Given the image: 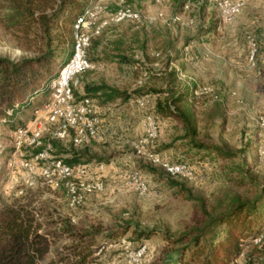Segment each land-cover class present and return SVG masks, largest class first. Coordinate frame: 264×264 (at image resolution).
Wrapping results in <instances>:
<instances>
[{"label": "rangeland", "instance_id": "1", "mask_svg": "<svg viewBox=\"0 0 264 264\" xmlns=\"http://www.w3.org/2000/svg\"><path fill=\"white\" fill-rule=\"evenodd\" d=\"M219 1L87 0L81 33L88 37L85 52L90 66L70 82L76 100L85 94L87 84L135 93L126 101L118 98L106 104L88 97L96 133L80 144L73 141L74 128L67 127L61 136L63 122L46 120L43 107L49 89L46 95L29 98L30 106L18 111L0 103V228L9 210L21 206L33 212L39 232L48 235L46 256L55 248L68 252L75 243L62 231L67 224L75 231L99 233L85 264H176L179 248L205 222L203 207L219 212L235 195L250 201L260 198L264 0H230L241 4L230 20L223 18ZM8 6L9 0H0V58L18 62L41 57L46 40L36 37L35 29L27 35L11 25ZM122 12L135 16L117 19ZM74 25L60 23L51 31L62 40L59 46L52 43L56 62H66L71 55L74 35L80 33ZM105 53L124 58L106 61ZM60 68H39L31 86L48 88ZM30 91L22 96L26 99ZM182 94L183 102L173 101ZM159 104L172 109L182 104L192 114L195 140L236 155L221 159L196 148L183 121L160 112ZM37 124L42 126L39 146L18 144L16 128L25 127L31 139ZM39 147L42 151L37 152ZM73 153L92 158L82 162L87 173L80 181L102 183L101 190L92 192L79 186L81 198L75 204L68 190L75 178L63 177L52 165ZM166 162L186 164L190 174H170L162 165ZM54 232L58 236L52 237ZM184 234L187 240L178 241ZM3 242L0 230V252ZM251 246H264V228L233 264H245Z\"/></svg>", "mask_w": 264, "mask_h": 264}, {"label": "trees", "instance_id": "2", "mask_svg": "<svg viewBox=\"0 0 264 264\" xmlns=\"http://www.w3.org/2000/svg\"><path fill=\"white\" fill-rule=\"evenodd\" d=\"M88 5L87 0H9V14L11 25H17L27 35L31 29L38 33L36 37L46 40V50L39 58H31L15 62L8 58H0V103H6V107L18 111L19 107L30 106L29 98L48 94L45 86H31L33 73L45 66H57L60 68L65 60L56 62V52L52 43L59 46L62 43L60 36L51 35L53 29H59L60 23L73 25ZM25 34V35H26ZM104 60L112 61L117 56L105 53ZM55 75V74H54ZM52 75V76H54ZM49 77L48 79L52 78ZM31 87V88H30ZM31 90L24 98L23 92ZM83 97H96L101 104L112 102L118 98L126 101L135 93L120 91L106 84L85 85ZM74 94L78 96L75 89ZM8 98L12 102H8ZM185 96L180 95L173 100L183 102ZM18 104L15 108L14 104ZM160 112L181 119L185 124L187 136L190 137L192 145L208 152H214L221 159H229L236 155L235 152L222 146L200 143L195 140L196 128L193 124L192 114L185 106L180 104L171 108L169 105L157 106ZM52 145H56L52 141ZM56 147V146H55ZM42 151L39 147L37 152ZM92 158L84 154H75L70 158L61 159L63 162L74 165L89 162ZM180 162H186L185 160ZM174 184V182H170ZM205 222L197 234L190 237L189 242L182 245L175 255L176 264H233L239 256L243 247L264 228V183L261 187L260 198L250 201L243 200L238 195L232 197L226 209L216 212V208L207 211L203 207ZM222 226L221 230L219 227ZM4 238L0 252V264H85L92 253V245L99 234L96 230L75 231L65 224L63 232L67 233L75 242L70 246L68 252L55 248L51 256H46L50 240L48 235L39 232V224L35 221L33 212L21 206L9 210V216L5 218L0 228ZM221 231V234L219 233ZM52 237L58 236L57 232ZM141 235L149 236L150 232H140ZM209 235L207 241L201 239ZM187 235H182L178 241L187 240ZM245 264H256L264 262V246H251L246 254Z\"/></svg>", "mask_w": 264, "mask_h": 264}, {"label": "built area", "instance_id": "3", "mask_svg": "<svg viewBox=\"0 0 264 264\" xmlns=\"http://www.w3.org/2000/svg\"><path fill=\"white\" fill-rule=\"evenodd\" d=\"M219 9L225 20H230L236 15L241 7L240 2H232L230 0H221L218 2ZM88 11L83 13L77 18L75 22L76 31L79 29L80 33H75L74 44L72 46L71 55L68 60L61 66L57 76L52 79L48 89L50 91L49 101L44 105L45 118L47 121L57 122L62 121L61 131L59 134L64 136L67 133V127L74 128L75 135L73 141L75 144H80L93 137L96 133L94 123L95 120L90 119L89 116L92 114V106L88 97L80 98L76 100L71 80L74 76L78 75L90 65L86 58L85 49L88 46V37L81 33V29L85 26V16ZM125 16H135L131 12H122L117 15V19H122ZM37 113V110H35ZM261 124L264 125V118H261ZM42 126L37 124L32 131L31 139L27 134L25 127H18L14 131V137L18 144L30 143L39 146L40 144V133ZM43 155V154H41ZM29 170L32 167L26 162H21ZM54 170H57L63 177L75 178L77 181L69 183V194L71 196V204L79 202L81 195L77 193V189L80 188L84 192H92L95 190L102 189V183L95 181L90 184H84L80 181L87 173V166L84 163H77L69 165L58 159L53 162ZM164 169L170 174H190L189 168L186 164H162ZM139 188L144 190L146 186L140 182Z\"/></svg>", "mask_w": 264, "mask_h": 264}]
</instances>
